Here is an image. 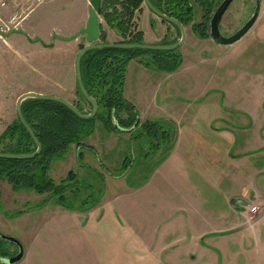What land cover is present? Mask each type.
Masks as SVG:
<instances>
[{"label": "rangeland", "instance_id": "obj_1", "mask_svg": "<svg viewBox=\"0 0 264 264\" xmlns=\"http://www.w3.org/2000/svg\"><path fill=\"white\" fill-rule=\"evenodd\" d=\"M256 3L257 0H234L223 17L222 33L230 36L239 30L253 15ZM42 4L35 6L32 12L23 14L15 11L11 5L5 8L0 6V148L7 142L1 141L3 132L19 118L16 104L25 93L56 95L81 104L89 112L86 114L93 110V105L91 107L79 92L75 69L77 52L88 44L86 37L84 35L74 41L58 39L53 29L58 26L57 22H68V17H61L58 21L53 16L58 9L67 11L69 3L66 0H45ZM260 5L256 23L239 41L232 45H219L221 49L217 52L209 49L207 44L199 43L194 50L196 57L206 56L208 51L215 57L200 64L197 72L196 68L190 67L180 78L172 77L170 82L181 90L173 96L175 99L171 103L164 104L160 110L170 113L176 121L175 128L171 124L165 125L173 129L174 134L180 133V138L184 136L177 153L190 157L189 166L184 167L185 164L176 163V160L169 163L168 167L173 168L164 176L166 182L158 180L157 184L155 180L153 184L157 187L149 194L152 197L136 196L138 193L131 187H140L148 181L155 168L165 159L168 150L164 146L162 150L148 155L147 151L142 153L148 148L145 141L125 140L124 135L120 139L118 136L109 138L105 145H101L100 136L105 133L100 126L86 139L87 146L94 145V154L88 151L89 147L73 145L64 158L54 161L52 165L51 175L55 181L60 182L73 169L86 182L87 187H82L83 192L73 203L76 206L88 196L85 207L96 203L106 190L109 200H116L119 193V198H127L121 201L126 202L124 214L130 219L147 224L150 230L163 227L164 233L169 232L167 244L154 247V252L159 253L150 255L151 264H264V219L252 228L241 229L245 227L242 226L234 231V227L243 223L246 216L241 213L236 215L225 198L227 196L234 200L244 195V176L247 177L257 167H264V0H260ZM14 16H17V24L9 22ZM201 16L198 13L196 22L201 21ZM31 21L33 23L29 28ZM5 24L11 27L9 31H3ZM104 24L108 33L107 42H118L120 37L117 31L108 28L105 21ZM140 24L149 30L148 19L142 17ZM188 28L191 30V25ZM96 44H101V39ZM188 56L192 55L188 53ZM196 88L199 92H194ZM193 92L195 96L190 97ZM177 105L186 111L177 115L174 112ZM211 124L218 128L230 127V130L224 129L219 133L214 131ZM230 125L235 129L231 130ZM116 144L119 145L116 147ZM140 144L144 149L140 147L139 151ZM214 146L218 149L230 148L234 153L245 151L239 154H246L240 158H219L216 155L219 160H214ZM114 147L115 151L112 152ZM206 147L210 153L207 150L202 152ZM84 152L90 154L79 163L77 158ZM128 158L132 162L125 170L123 164L129 161ZM214 162L217 164L213 174L219 175V183L212 181L211 169H208ZM223 165L232 166L231 172L222 170L227 169ZM97 170L105 173L107 186L104 176L99 175ZM232 177L234 185L223 182L224 178ZM160 184H163L162 189ZM167 184L169 186L165 188ZM252 186L253 189L262 190L264 179H256ZM148 192L147 188L141 194ZM47 196L30 190H16L7 181H1L0 232L16 238L23 249L24 243L31 246L37 243V237L49 236L40 243L47 255L40 250L42 254L35 256L38 259L35 264H95V256L86 243L78 245L75 243L78 242L74 238L76 235L69 232L64 234L60 229L63 226H76L79 229L83 214L74 213L75 216L73 212L59 207L60 204L53 199L47 202V206H40ZM186 198L198 203L201 217L204 218L197 222L199 229L202 227L205 233L202 245L199 239L186 240L189 235L191 237V227L194 229L196 225L184 222ZM19 212L22 213L16 215ZM212 216L215 217L214 221L210 218ZM197 218L200 220V217ZM231 226L224 234L220 233L223 230H218ZM52 235L53 239H50ZM187 243V246H183ZM10 248L13 252H19L16 243L10 244ZM0 264H4L1 259Z\"/></svg>", "mask_w": 264, "mask_h": 264}, {"label": "trees", "instance_id": "obj_2", "mask_svg": "<svg viewBox=\"0 0 264 264\" xmlns=\"http://www.w3.org/2000/svg\"><path fill=\"white\" fill-rule=\"evenodd\" d=\"M222 1L151 0L164 14L176 18L184 26L191 25L193 31L200 37L210 36L211 18ZM145 6L144 0H102L100 15L108 28L117 31L120 37L118 42L141 44L145 43L144 33L138 30L137 18ZM198 13L202 15L200 22H196ZM163 21L174 26L178 30V36L173 40L166 39L162 44L177 42L180 38V29L173 23ZM100 39L101 43L108 41L107 29L104 26L101 28ZM132 60H137L146 67L175 72L180 68L183 56L179 48L149 50L105 47L86 52L81 61L82 79L88 93L98 103L97 114L85 119L58 101L37 98L24 100L23 115L40 140L42 151L30 159L0 157V182L5 180L16 190H30L39 195L47 194V199L42 201L40 206L53 199L67 208L88 210L98 201L85 207L84 204L89 201L88 196L77 206L73 204L83 192L82 187H87L86 182L79 178L74 170H70L60 182L55 181L51 175L54 161L64 158L71 146L92 149V146H87L86 139L101 126L107 134L130 133L132 139L145 141L147 147L154 149H159L163 145L167 147L174 136L173 129L165 125L170 123L162 120L142 121L136 106L125 97L126 70ZM79 92L85 99L80 90ZM86 101L92 107V103L87 99ZM73 104L80 111L89 113L81 104L77 102ZM1 138V141L7 142L0 148V152L31 154L37 150L31 133L19 118L6 128ZM81 157L82 154H79L80 159ZM131 162L130 159L123 164L125 166L123 169H127ZM68 193L71 196H67ZM10 244L15 243L0 237L1 258L17 254L18 251L11 250Z\"/></svg>", "mask_w": 264, "mask_h": 264}, {"label": "crops", "instance_id": "obj_3", "mask_svg": "<svg viewBox=\"0 0 264 264\" xmlns=\"http://www.w3.org/2000/svg\"><path fill=\"white\" fill-rule=\"evenodd\" d=\"M55 0H53L54 2ZM57 1V0H56ZM65 1V0H63ZM67 3H69V9L67 11L62 12L60 9L57 10V12L54 14L53 17L64 18L65 16L68 17V22H65L61 24L60 22H57V27L53 29V33L57 34V36L62 37H71L75 34H77L82 28L86 27L89 20V13L91 9L90 0H66ZM43 5V4H42ZM146 5V4H145ZM56 15V16H55ZM72 17V20L70 19ZM142 17H145L149 20V30L146 27L141 26V20ZM59 19L58 21H60ZM102 26H104V20L101 17ZM30 23H33V21L28 23V26ZM137 24H138V30L143 31L144 33V40L148 44H157V45H167L162 44L164 40H173L178 36V30L172 26L171 24H168L162 20L158 15L153 13L147 6L143 8V10L138 14L137 18ZM189 26H185L186 28V39L184 43L179 47L182 56H183V62L180 66V68L175 72H166L161 71L156 68L146 67L139 63L137 60H132L129 62L126 70V81H125V87H124V94L125 97L132 102L136 109L139 112L140 119L142 121L145 120H162L169 122L172 127L175 128L176 121L173 120V117L170 113H165L160 108L164 106V104L168 105V103H171L172 100L175 98L176 94H178V90L180 87L176 84H173V82H170L172 77L174 78H180L184 75L185 71L188 70V68H196V72L198 71V67L200 64H202L205 61H210L213 59V55L207 52L206 56H195L194 50L198 44L203 42L204 44H207V46H210L209 49H212L214 52L220 50L221 47L218 42H216L211 36L209 37H200L198 36L193 29H189ZM31 28V26H29ZM84 35H80L76 39H81ZM193 38H189V37ZM180 37H181V31H180ZM202 38V40H200ZM180 39V38H179ZM178 39V40H179ZM75 40V39H74ZM71 40V41H74ZM64 41V40H63ZM239 41V40H238ZM88 43V42H87ZM176 43V42H175ZM174 44V43H171ZM235 44V43H234ZM190 45V46H189ZM197 45V46H196ZM226 46V45H222ZM189 47V49H188ZM188 53H190L192 56H188ZM200 73H197L199 75ZM198 78V77H195ZM199 79V78H198ZM198 81V80H197ZM198 83L196 84V86ZM181 90V89H180ZM194 92H199V90L196 88ZM194 92L190 94V97L194 95ZM180 94V93H179ZM202 94H204L202 90ZM195 96V95H194ZM189 96H187L188 98ZM187 100V99H186ZM170 101V102H169ZM178 106V107H177ZM175 108V113L178 115L181 111H186L183 107H180L177 105ZM163 112V113H161ZM211 126L214 128V131L222 133L223 130H230V127H216L214 124H211ZM229 126V125H228ZM231 126V130H234L235 127ZM178 127V126H177ZM105 135L100 136V142L101 145H105L106 140H110L109 138H113L114 136H118L119 139L124 135L125 140L131 139L130 133H111L107 134V132L104 130ZM120 134V135H116ZM183 134V133H182ZM183 137L180 133H175L173 136L172 141L169 143L166 150H168L164 157V161L158 165L155 170L153 171V174L149 177L148 181L142 184V186L137 187L134 185V187H131L134 189L135 192L138 194L136 196H139L141 198H146L151 195H149L154 188L157 187V185L153 184L156 180L158 184V180L162 182L164 181V176L168 173L167 171H171L173 167H168L169 163L176 160L177 162H180V164H185L187 166L189 164V158L186 156H183L179 153H177L179 147L181 146V143L183 142ZM130 142L132 143V141ZM139 142H141L139 140ZM237 141L235 140L234 143ZM232 143V142H230ZM176 144V145H175ZM119 144H116V147ZM92 146V145H91ZM147 146V145H146ZM164 146V145H163ZM162 146V147H163ZM142 147V145H139V151ZM162 147L152 148L149 147L144 150L142 153L146 152L147 154L150 152H157L159 150H162ZM163 149V150H165ZM203 150H207L208 148H204ZM216 154L213 156L214 160L217 159V156L219 158L223 157H234V158H240L241 156L245 155L246 153L239 154L245 151H237V153H234V151L228 149H213ZM88 151H91L93 154L96 152V149L94 145L92 146V149L89 148ZM115 151V147L112 148V152ZM198 152H201L198 150ZM226 152V154L223 156V154ZM108 153V152H107ZM210 153V151H208ZM90 153H85L82 155L81 159L78 157L77 159L81 161H84L85 158ZM228 154V156H227ZM154 155V153H153ZM217 155V156H216ZM209 156V154H208ZM177 158V159H176ZM180 158V160H179ZM217 163L214 162L212 164V167H209L208 169H211V175H212V181L216 180L217 183L221 182V178L217 173L213 174V169L215 168V165ZM165 166V167H164ZM189 166V165H188ZM191 167L194 168L195 166L191 163ZM222 167H226L227 169H222L228 172H231L232 166H226L223 165ZM94 169V168H93ZM73 170V169H71ZM99 171V170H97ZM76 172V171H75ZM77 173V172H76ZM99 175L104 176L103 172L99 171ZM97 173V174H98ZM216 174V175H215ZM228 175V174H227ZM230 176V175H229ZM122 178V176L120 175ZM119 178V177H118ZM264 179V167H257L253 171H250L248 173V176H244V181L242 180L243 186V194L242 196L252 194L253 189V182L255 180ZM108 182V178L106 179V176H104V181ZM166 180V179H165ZM105 181V185L107 186V182ZM234 178H224L223 182L225 184H228L229 186L234 185ZM103 184V183H101ZM162 185L160 184V188L162 189ZM169 186V184L165 185ZM130 188V187H129ZM149 189V192L146 194H141L145 192L146 189ZM264 189V187H263ZM142 191V192H141ZM140 192V193H139ZM120 194L118 193L116 195V200H109V196L107 197V190L104 191L103 195L100 197V200L98 203H96L94 206L90 207L88 210H80V209H74V208H67L63 205H60L59 207L65 208L68 212L79 213V215L83 214V219L81 221L79 229L76 228V226L69 227V226H63L60 227L62 232L65 234L69 232L70 234L76 235L74 238L75 240H78V245L82 243H86L92 254L95 256L96 263L95 264H151L150 263V255L157 254L159 252H154V247L159 246L162 247L163 244H167V238L169 239L170 236L168 235L169 232L164 233L163 227H159V230H150L151 228L148 227L147 224L144 225V223L130 219L129 216L124 214L125 211V201H121L127 199L125 198H119ZM134 195V196H135ZM145 195V196H144ZM152 197V196H151ZM119 198V199H118ZM198 198V197H196ZM228 201L230 209L238 215V212L234 209V207L231 205V201L233 200L231 197H225ZM118 199V200H117ZM195 197L193 198V200ZM186 198L184 200L185 206L183 210H185V220L187 224L189 223H196L194 229H192L191 237L190 235L187 237L186 240H195L199 239L200 236L204 233L202 230V227L199 229L198 223L203 221L204 218L201 217L200 210L198 203H192ZM48 203L44 205L47 206ZM180 207V206H179ZM38 208V207H35ZM34 208V210H36ZM167 209V205L164 207ZM64 209V210H65ZM78 211V212H77ZM30 213V212H29ZM76 216V214H74ZM73 215V216H74ZM74 216V217H75ZM214 216V214H213ZM212 218V221L215 220V217ZM217 218H219V214L216 215ZM240 216V215H239ZM197 217H200V220H198ZM170 219V218H169ZM167 219V220H169ZM166 220V222H167ZM165 221H162L161 223H164ZM183 222V224H184ZM182 224V226H183ZM233 226L229 228H218V230H230ZM243 229V228H241ZM240 229V230H241ZM49 236H41V240L39 237H37V243L30 246V244L24 243V255L20 262L21 264H30L31 262L35 264V261L38 259H35V256H40L39 253L40 250L43 251V254L47 255V252L42 247H40V243H42L44 240H47L46 238ZM50 239H53V235L50 237ZM159 239V241H158ZM72 242V241H70ZM169 245L171 244V240L168 242ZM186 245L183 246H187ZM170 248V246H168ZM28 258H30V261H28ZM149 261V262H148ZM30 262V263H29ZM76 262V261H75ZM74 262V263H75ZM16 263V264H18ZM166 264V263H163Z\"/></svg>", "mask_w": 264, "mask_h": 264}, {"label": "water", "instance_id": "obj_4", "mask_svg": "<svg viewBox=\"0 0 264 264\" xmlns=\"http://www.w3.org/2000/svg\"><path fill=\"white\" fill-rule=\"evenodd\" d=\"M234 0H223L221 4L218 6V8L215 10L211 21H210V26H209V32L210 36L219 44L222 45H232L236 43L238 40H240L256 23L260 10H261V5H260V0H257L256 3V8L253 13V15L244 23V25L237 30L234 34L230 36H226L222 33L221 31V24L223 17L232 4ZM146 6L156 15H158L160 18L163 20H166L170 23L175 24L181 31V37L180 39L174 43V44H167V45H157V44H148V43H120V42H106V43H101V44H96V42L100 39L101 37V28H102V22H101V5H102V0H90L91 4V9L89 13V20L88 24L86 27L82 28L77 34L71 36V37H62V36H57L58 39L64 40V41H71L76 38H78L80 35H85L86 40L88 42L87 45H85L83 48H81L77 52V56L75 59V69H76V77L78 80V84L80 87V90L84 97L90 101L93 105V110L90 114H86L82 111H80L75 104L72 102L56 96V95H49V94H42V93H36V92H28L23 95H21L16 104V109L18 113V117L23 123V125L27 128V130L31 133L36 145H37V150L34 153L31 154H12V153H3L0 152V157L3 158H12V159H30L34 158L37 155H39L42 151V144L40 140L36 137L32 127L28 124L26 121L23 112H22V103L24 100L28 98H37V99H43V100H54L61 102L62 104L66 105L69 107L72 111H74L79 117L81 118H92L97 114L98 111V103L94 97H92L82 79V72H81V61L83 55L92 50V49H97V48H125V49H135V48H141V49H149V50H172L179 48L185 41L186 39V28L185 26L180 23L176 18L168 16L164 14L161 10H159L157 7L153 5L151 0H144ZM0 237L7 239L9 241H12L16 243L19 246V252L11 257H6V258H1V262L4 264H16L19 261L22 260L23 255H24V250L22 247V244L14 237L11 236H6L5 234L0 232Z\"/></svg>", "mask_w": 264, "mask_h": 264}, {"label": "flooded vegetation", "instance_id": "obj_5", "mask_svg": "<svg viewBox=\"0 0 264 264\" xmlns=\"http://www.w3.org/2000/svg\"><path fill=\"white\" fill-rule=\"evenodd\" d=\"M234 209L240 214L244 215L245 220L243 223L238 224L234 227L236 228L245 226L243 229L252 228L257 222H260L264 219V190L254 189L252 194L245 196H239L238 198L231 201ZM241 203V204H239ZM228 231H221L220 233L224 234ZM205 239V233H203L199 242L202 245L203 240Z\"/></svg>", "mask_w": 264, "mask_h": 264}, {"label": "built area", "instance_id": "obj_6", "mask_svg": "<svg viewBox=\"0 0 264 264\" xmlns=\"http://www.w3.org/2000/svg\"><path fill=\"white\" fill-rule=\"evenodd\" d=\"M45 0H3L0 2V6L2 7H11L15 9V11H19L21 14L26 13L27 11L32 12L34 10V7L42 4ZM11 24H17V16H14L9 21ZM5 28H3V31H9L11 29L10 26L5 24Z\"/></svg>", "mask_w": 264, "mask_h": 264}]
</instances>
